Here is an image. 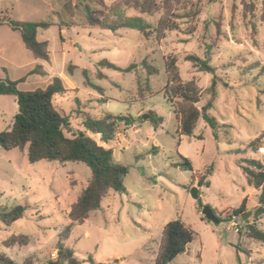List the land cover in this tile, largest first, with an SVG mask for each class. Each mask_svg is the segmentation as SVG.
Here are the masks:
<instances>
[{
	"label": "rangeland",
	"instance_id": "obj_1",
	"mask_svg": "<svg viewBox=\"0 0 264 264\" xmlns=\"http://www.w3.org/2000/svg\"><path fill=\"white\" fill-rule=\"evenodd\" d=\"M115 1L104 0L107 6ZM159 1L178 15L180 24L178 31L169 32L161 41L147 39L134 29L112 32L86 27L79 0L0 2V11L14 20L62 24L67 43L59 40L57 28L44 35L50 37L48 50L54 58L49 75L63 74L59 78L64 87L74 89L52 102L68 116L71 132L84 130L90 116L111 113L118 117L116 137L106 146L128 168L126 193L111 192L99 210L72 227L63 244L80 264H91L89 258L102 264H153L164 226L181 220L196 238L171 264H264V243L250 238L246 227L253 224L264 233V215H254L259 191L248 184L242 169L248 166L247 159L264 163L262 0H201L195 9L192 4L198 0ZM91 6L101 9L94 1ZM124 10L127 16H141L150 23L163 13L150 16L131 7ZM168 55L177 58L182 81H194L201 89L199 108L211 100L208 89L213 75L199 71L186 59L208 56L218 81L217 96L208 111L218 122V140L203 119L193 136L180 134L175 112L164 96V58ZM102 60L120 68L136 67L128 73L97 67ZM143 62L158 74L149 75ZM38 79V87L27 81L19 82L18 88L32 91L47 87L50 81L46 74ZM95 87L103 89L102 96ZM17 112L14 96H0V132L13 124ZM145 113L152 118L142 120ZM254 141L257 151L250 146ZM27 150L0 147V205L28 206L24 217L11 226L0 222V253L19 264L28 260L46 264L57 258L60 236L70 224L71 208L88 185L91 171L83 163H30ZM185 160L193 171L185 169ZM196 175L204 176L201 187ZM194 186L219 223L202 214L191 195ZM242 205L243 214L233 216V210ZM234 221L238 232L231 227ZM14 235L28 236L29 244L5 247L4 241Z\"/></svg>",
	"mask_w": 264,
	"mask_h": 264
},
{
	"label": "trees",
	"instance_id": "obj_2",
	"mask_svg": "<svg viewBox=\"0 0 264 264\" xmlns=\"http://www.w3.org/2000/svg\"><path fill=\"white\" fill-rule=\"evenodd\" d=\"M79 1L84 7L86 27L101 28L112 32H117L120 29H134L145 38H155L157 41L165 39L169 32L180 29L178 15L169 12L159 0H116L111 6H107L104 0ZM93 1L101 9L93 8L91 6ZM200 1L193 3L192 8L195 9ZM127 7L139 11L140 14L150 16L163 13L156 23H150L141 16H127L124 10ZM262 18L264 21V0H262ZM0 25H7L13 31L18 32L35 58L49 61L48 45L46 42L38 41L37 33L39 29L50 28L53 25L51 22L18 21L12 19L8 14L1 13ZM207 58L201 59L191 55L186 59L192 62L199 71L213 75L212 84L208 89L211 100L207 105L203 108L198 107L202 100V91L194 81H182L178 60L173 55L164 58L167 74L164 96L175 112L181 135L193 136L196 126L203 119L218 140V122L208 113L217 96L218 81L215 68L209 64ZM143 66L149 75L158 74V70L147 62H143ZM97 67L128 73L133 71L136 65L120 68L109 60H102L97 64ZM262 73L264 74V67ZM98 75L103 78L102 73H98ZM18 84L19 81L0 78V96H14L18 106L13 124L5 131L0 132V147L8 151L14 149L23 151L27 148L30 163L43 160L83 163L91 171L88 185L71 208L70 224L60 236L57 244V258L46 263L80 264L75 259L74 252L63 244V241L71 233L72 227L83 224L92 212L99 210L103 200L111 192L126 193L125 179L128 175V168L119 163L113 150L106 146L116 137L118 117L111 113H104L99 117L90 116L84 122V130L71 132L68 116L56 110L52 104L54 99L64 98L72 92L64 87L59 77H55L47 87L32 91H21ZM95 88L102 96L103 89ZM101 102L107 101L101 99ZM94 136L99 137V141ZM250 146L254 151L258 150L256 141L252 142ZM244 162L248 163V166L242 167L248 184L259 191L258 204L254 210L255 217L259 218L264 215V163L256 159H247ZM183 165L186 170L193 171L188 160H185ZM196 178L198 186L201 187L204 184V176L196 175ZM206 186H210V183L207 182ZM27 208L28 206L23 205L12 207L0 205V222L11 226L24 217ZM243 212L244 205L233 210L232 213L233 216H240ZM246 227L250 238L264 243L263 232L253 224H247ZM241 237L242 233L239 234V240L235 246L237 251L241 247ZM195 238L196 233L181 220L168 222L163 228L159 249L153 264H171L178 255L186 252L188 244ZM28 244L29 237L25 235H14L4 241V246L8 248ZM89 261L91 264H102L96 263L92 258H89ZM0 264L19 263L0 253ZM22 264H33V261L28 260Z\"/></svg>",
	"mask_w": 264,
	"mask_h": 264
},
{
	"label": "crops",
	"instance_id": "obj_3",
	"mask_svg": "<svg viewBox=\"0 0 264 264\" xmlns=\"http://www.w3.org/2000/svg\"><path fill=\"white\" fill-rule=\"evenodd\" d=\"M42 1L44 2V0ZM0 2L7 3L10 5L14 3L16 4L17 0H0ZM24 4L28 5V8H31L30 3L27 4L25 2ZM63 6H65V4H63ZM0 13L4 14V11H0ZM52 24L53 25L50 28L39 29L37 33L38 41L46 42L48 48L50 45V37L45 36L44 32H48L52 28H57L59 40L61 42L67 43V40L64 38V34L62 32V24ZM53 61L54 58L52 57L51 52L49 61H44L35 58L33 53L24 44L23 39L18 32L13 31L7 25H0V78H9L13 81H19L24 83L27 81H32L34 83V87H38V78H42L44 77V74H46L50 79L49 84H51L52 80L55 77H60L61 79H63V74L49 75L51 71L49 70L48 66H51ZM37 67L39 68L37 69ZM10 73H21V75L17 78H13L12 76H9ZM66 89H69L71 91L74 90L73 88Z\"/></svg>",
	"mask_w": 264,
	"mask_h": 264
},
{
	"label": "water",
	"instance_id": "obj_4",
	"mask_svg": "<svg viewBox=\"0 0 264 264\" xmlns=\"http://www.w3.org/2000/svg\"><path fill=\"white\" fill-rule=\"evenodd\" d=\"M152 118V115L149 114V113H145L142 115V119L144 121H147V120H150ZM199 189L197 186H194L192 189H191V195L192 197L198 201V205L200 207V209L202 210V214L206 217L207 220L217 224L219 223V219L218 217L215 215V213L213 212V210L209 207V206H205L202 199L199 197ZM247 215H244L242 217L243 221H246L247 220Z\"/></svg>",
	"mask_w": 264,
	"mask_h": 264
},
{
	"label": "built area",
	"instance_id": "obj_5",
	"mask_svg": "<svg viewBox=\"0 0 264 264\" xmlns=\"http://www.w3.org/2000/svg\"><path fill=\"white\" fill-rule=\"evenodd\" d=\"M231 227L235 228V231H236V232H238V231H239V230H238V228H239V225H238V223H237V222H235V221H234V222H232V223H231ZM52 257H54V258H55V257H56V254H53V255H52Z\"/></svg>",
	"mask_w": 264,
	"mask_h": 264
}]
</instances>
